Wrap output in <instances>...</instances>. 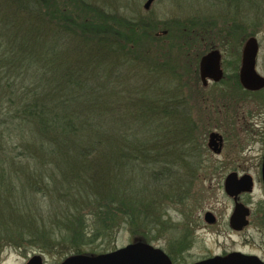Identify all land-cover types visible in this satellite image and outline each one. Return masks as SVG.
<instances>
[{"label": "trees", "instance_id": "16d2710c", "mask_svg": "<svg viewBox=\"0 0 264 264\" xmlns=\"http://www.w3.org/2000/svg\"><path fill=\"white\" fill-rule=\"evenodd\" d=\"M106 7L0 0V224H15L0 232V253L29 245L64 259L119 229L152 243L148 227L166 231L165 208L185 205L188 177L207 171L198 123L174 91H184L180 57L199 41L191 59L199 60L216 26L158 24ZM218 30L231 41L256 33ZM133 62L146 69L140 86L124 72ZM165 76L176 86L163 87Z\"/></svg>", "mask_w": 264, "mask_h": 264}, {"label": "rangeland", "instance_id": "374dc122", "mask_svg": "<svg viewBox=\"0 0 264 264\" xmlns=\"http://www.w3.org/2000/svg\"><path fill=\"white\" fill-rule=\"evenodd\" d=\"M146 1L97 0V3L106 4L110 12L130 19L143 17L146 20H154L158 24L165 22H185L183 23L185 25H190V22H195L196 25L209 23L208 26L213 24L216 28L214 34H210L213 36L210 43L221 52V68L226 75V80H223L220 85L208 84L206 88L201 86L198 73L194 72L196 68L198 70V60H191L196 57L197 45H202L199 41L189 52L185 51L187 56L189 53L188 57H180L178 61L182 73L180 82L184 84V91L180 93L174 91V94L187 97L186 105L191 107L197 118L203 120L198 122V129L205 148L208 150L206 144L211 131L222 134L224 144L220 155H213L208 150L210 154L203 164L207 171L200 172L193 180L188 177L186 184L190 186V198L185 201V205L165 208L166 213L162 218L170 217L166 231H162L160 225L155 228L148 227L146 232L156 236L153 242L148 244L164 251L176 264H192L232 252L255 255L264 262V185L260 173L263 144L254 128V117H257L262 109H258L257 96L254 93L240 92L239 94L235 91L240 89L233 90L230 87L234 77L236 80L240 52L248 38L240 39L238 36L231 41L229 38L220 37L228 35L223 33L222 35L218 30L232 28L231 32H234L235 27L241 29L249 25L255 29L256 38L260 47L263 48L264 0H155L150 8L145 10L143 6ZM160 31L163 32L161 27ZM202 41L209 42L208 39ZM158 48L166 51L167 45L163 44L160 47L152 45L153 54H156ZM172 53L175 56L174 59L180 56L176 51ZM157 58L160 56L158 55ZM257 58L256 67L260 71L261 60L260 57ZM133 64L135 67L126 63L124 72L129 73V79L135 80L140 86L145 82L137 79L144 76L146 69L144 70L143 65L137 62ZM162 83L163 87L165 84L173 87L178 81L165 76L162 77ZM191 89L192 93H190ZM203 97H209V99L202 101ZM198 100L202 102L198 104ZM223 100H229L236 105L235 108L240 107L235 110L236 118L227 114L225 108L218 107L220 112H216L218 109L215 106L217 104L222 106ZM213 169L216 170L213 171ZM230 172H236L238 175L248 174L254 182L253 192L242 195L240 199V202L250 210L249 223L237 232L229 228L228 221L233 210V202L223 191V181ZM206 212L213 214L216 219L214 224L209 225L204 221ZM4 223L0 224V232H10L15 229V224ZM136 240L138 239L132 237L127 229H119L111 238L98 240L89 246L87 254H101L104 248L113 251ZM35 254L42 256L44 264H58L63 260L54 251L42 253L29 245L15 247L5 244L0 253V264H25Z\"/></svg>", "mask_w": 264, "mask_h": 264}, {"label": "water", "instance_id": "95a60500", "mask_svg": "<svg viewBox=\"0 0 264 264\" xmlns=\"http://www.w3.org/2000/svg\"><path fill=\"white\" fill-rule=\"evenodd\" d=\"M155 0H147L143 6L148 10ZM257 40L249 37L243 44L241 52V64L239 69V82L243 89L256 91L264 87V78L256 71ZM221 54L217 49H212L199 60L198 70L202 85L208 81L218 82L222 79ZM207 148L215 155L222 150V136L216 132L208 135ZM261 180L264 185V154L261 166ZM254 182L250 175H238L230 172L223 181V191L233 202V210L229 217V228L233 231H241L248 225L250 215L249 208L239 201L242 194L253 192ZM204 221L211 225L216 221L211 212L204 214ZM25 264H43V258L39 254L31 256ZM58 264H172L168 255L159 248L136 240L126 246L101 254H72L66 256ZM192 264H264L255 255H247L240 252H232L224 256H213Z\"/></svg>", "mask_w": 264, "mask_h": 264}, {"label": "flooded vegetation", "instance_id": "af4514ba", "mask_svg": "<svg viewBox=\"0 0 264 264\" xmlns=\"http://www.w3.org/2000/svg\"><path fill=\"white\" fill-rule=\"evenodd\" d=\"M253 37H257V33H255V35L253 36ZM256 40H257V38H256ZM257 46H258V50H257V56H256V59H258L257 57H260V60H261V69H260V71H258L257 70V67H256V65H255V68H256V71H257V73L262 77V78H264V47L263 48H261L260 47V45H259V42H258V40H257ZM212 49H216L215 47H211L208 51H206L203 55H205L207 52H209L210 50H212ZM219 51V50H218ZM220 52V51H219ZM241 52H242V50H241ZM241 52H240V64H241ZM220 54H221V52H220ZM203 55H201V57L203 56ZM200 57V58H201ZM200 58H199V60H200ZM199 60H198V65H199ZM220 65H221V67H222V55H221V63H220ZM239 69H240V65H239V68H238V70H237V73H236V80H237V82H236V80H235V77L233 78V83L231 84V89H233V90H235V89H240V90H236L235 92L236 93H239L240 94V92H244V93H246V94H250V93H254L256 96H257V101H258V109H262V111L260 112V113H258V116L257 117H254V128H255V131H256V133H257V135H258V138H260V140H261V143L263 144V154H264V87H262V88H260V89H258V90H256V91H247V90H245V89H243L242 88V86L240 85V82H239ZM222 71H223V69H222ZM197 73H198V79H199V81H200V78H199V70H197ZM225 74H224V71H223V76H222V79L220 80V81H218V82H212V81H208L207 82V84L204 86V85H202V83H201V86L203 87V88H206L207 86H208V84H212L213 86H217V85H220V83L221 82H223V80H226V78H225ZM201 82V81H200ZM238 83H239V85H238ZM248 92V93H247ZM197 94V93H196ZM198 96V95H197ZM207 99H209V97L207 98V97H203L202 98V101H206ZM202 101H200V100H198L197 101V103L198 104H200L199 102H202ZM221 102H223L222 104V106L221 105H219V104H217V106H215V108H217L218 109V107H220V108H225L226 109V111H227V114L229 113V115H232V117L233 118H236L237 116H236V113H235V110L236 109H238V108H240V107H237V108H235V104H232V102H230L229 100H227V101H221ZM220 102V103H221ZM229 104V105H228ZM211 105V104H210ZM208 108V107H207ZM235 108V109H234ZM210 109V108H209ZM232 109H234V111L233 112H230ZM204 110V109H203ZM216 112H220V110L218 109ZM230 113H232V114H230ZM193 115V119L196 121V123H198V122H201V121H203L202 119H199V118H197L196 117V115L195 114H192ZM212 132H216V133H218V134H220L219 132H217V131H211V132H209V134L210 133H212ZM208 134V135H209ZM221 136H222V148H223V144H224V138H223V135L222 134H220ZM208 139V138H207ZM207 145V144H206ZM209 150V149H208ZM210 151V150H209ZM222 151V150H221ZM211 152V151H210ZM212 153V152H211ZM221 153V152H220ZM213 154V153H212ZM263 154H262V158H263ZM213 155H215V154H213ZM218 155H220V154H218ZM262 158H261V165H260V173H261V166H262ZM242 195H244V194H242ZM242 195H240V197H239V201H240V199H241V196ZM250 216V215H249ZM248 219H249V217H248ZM249 222V221H248ZM225 254H223L222 256H224ZM169 257V256H168ZM170 258V257H169ZM170 260H171V258H170ZM171 262H172V260H171ZM43 264H44V260H43ZM172 264H176L175 262H172Z\"/></svg>", "mask_w": 264, "mask_h": 264}]
</instances>
